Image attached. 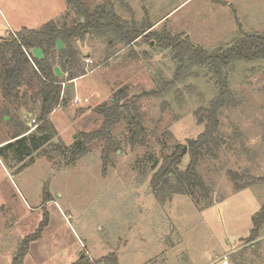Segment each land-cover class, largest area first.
I'll return each instance as SVG.
<instances>
[{"label": "rangeland", "instance_id": "1", "mask_svg": "<svg viewBox=\"0 0 264 264\" xmlns=\"http://www.w3.org/2000/svg\"><path fill=\"white\" fill-rule=\"evenodd\" d=\"M83 1L91 12L112 9L132 26L152 24V32L188 37L208 52L245 34H264V0ZM79 19L66 0H0V40L50 20L69 26ZM147 35L126 47L108 29L75 43L79 68L87 74L64 83L67 102L50 116L57 134L31 156L28 140L13 137L37 126V85L24 84L6 98L0 81V264H12L22 240L46 214L49 224L31 243L24 264H73L81 253L96 264L111 253L118 264H264V225L257 239L248 240L253 215L264 205V185L237 192L229 175L264 176V61L236 60L227 68L232 96L220 115L224 143L199 166L205 195L199 189L173 193L174 175L158 191L151 186L164 157L178 145L187 147L179 173L185 170L188 142L205 128L196 111L217 94L209 68L188 57L175 85L141 101L140 142L131 143L134 121L124 114L112 130L121 148L109 162L102 158L104 139L88 142L86 152L72 160L75 142L105 120L96 106L114 99L119 89L131 97L159 89L178 74L175 50ZM55 71L67 79L61 65ZM76 96L89 100L77 105Z\"/></svg>", "mask_w": 264, "mask_h": 264}, {"label": "trees", "instance_id": "2", "mask_svg": "<svg viewBox=\"0 0 264 264\" xmlns=\"http://www.w3.org/2000/svg\"><path fill=\"white\" fill-rule=\"evenodd\" d=\"M72 6L80 18L76 24L61 25L59 22L50 20L42 27H24L8 37L0 40V81L4 88V96L13 98L24 84L36 83L37 90L32 100L41 102V111L38 123L34 130L24 129L13 138L20 137L28 140L27 155L48 144L57 134L50 116L66 103L62 96L63 86L67 81H73L87 74L85 69L79 68L75 43L83 39L88 33L105 32L115 30L126 42V47L135 43L142 36H151L167 47H172L175 54L180 57L178 74L173 80L164 81L162 87L128 96L124 89H119L117 96L109 102L95 107V110L105 116L100 129L93 133H84L78 139L71 151L72 160L82 156L86 152L87 143L96 139H104L102 158L105 163L109 162L112 154L120 147V141L113 135V128L123 118L124 114L132 116L134 121V134L131 143L136 145L144 132L140 103L145 98L162 96L170 87L180 79L182 67H185L184 58L194 60L201 66L209 68L213 75L216 96L209 106L200 107L196 111L198 124H204L205 128L196 139L188 142L190 161L184 171L179 173V166L184 158V146L178 145L174 152L166 155L151 179V186L155 191L168 185L172 175L178 177V182L170 186L173 193L190 194L191 190L199 189L204 195L208 187L199 171L202 158L205 155H216V151L223 146V138L220 133V115L230 103L232 90L230 76L227 68L236 60L244 62L264 61V34L252 33L239 37L228 47H220L213 52H208L201 46L194 45L188 37L173 35L169 31L163 34L152 32L154 25H148L143 29L132 26L129 21L117 15L112 9L88 10L83 0H66ZM59 42L63 46H59ZM39 50L42 57L35 56L33 51ZM60 59V63L56 60ZM56 65H61L67 73V79L62 80L56 73ZM30 76V81L27 80ZM37 79V80H33ZM12 138V139H13ZM30 154V155H29ZM230 178L236 184L237 192L256 184L264 185V176L252 174H240L229 171ZM253 228L248 240L253 241L259 237L260 230L264 225V205L253 215ZM49 224L48 214L41 221L36 232L26 236L14 256L12 264H24V259L29 251L31 243L42 237L44 228ZM103 264H118L116 253H111L102 258ZM73 264H92L85 253H81L78 260Z\"/></svg>", "mask_w": 264, "mask_h": 264}, {"label": "built area", "instance_id": "3", "mask_svg": "<svg viewBox=\"0 0 264 264\" xmlns=\"http://www.w3.org/2000/svg\"><path fill=\"white\" fill-rule=\"evenodd\" d=\"M88 98H81V97H79V96H76L74 99H73V101L75 102V104H77V105H81L82 104V102L84 101V102H88ZM89 258V257H88ZM89 260H90V258H89ZM92 263V262H91ZM92 264H96V263H92Z\"/></svg>", "mask_w": 264, "mask_h": 264}, {"label": "water", "instance_id": "4", "mask_svg": "<svg viewBox=\"0 0 264 264\" xmlns=\"http://www.w3.org/2000/svg\"><path fill=\"white\" fill-rule=\"evenodd\" d=\"M186 151H187V147H184V153H186Z\"/></svg>", "mask_w": 264, "mask_h": 264}, {"label": "crops", "instance_id": "5", "mask_svg": "<svg viewBox=\"0 0 264 264\" xmlns=\"http://www.w3.org/2000/svg\"><path fill=\"white\" fill-rule=\"evenodd\" d=\"M35 52H36V51L34 50L33 53L35 54ZM37 55L39 56L38 52H37ZM40 55H41V54H40ZM42 239H43V238H42Z\"/></svg>", "mask_w": 264, "mask_h": 264}]
</instances>
